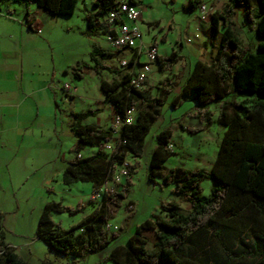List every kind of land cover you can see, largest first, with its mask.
Here are the masks:
<instances>
[{
  "label": "trees",
  "instance_id": "trees-1",
  "mask_svg": "<svg viewBox=\"0 0 264 264\" xmlns=\"http://www.w3.org/2000/svg\"><path fill=\"white\" fill-rule=\"evenodd\" d=\"M6 1L32 2L52 15H71L79 0H0V8ZM201 0H189L187 6L197 7ZM230 3L245 8V19L257 38V51L244 46L233 30ZM115 0H94L95 12L88 13L89 35H97L101 26L108 27L99 16L106 18ZM30 26L33 22L26 13ZM221 42L214 60L208 64L198 60L193 66L181 92L173 99L176 105L182 97L193 95L201 118L209 124L212 112L208 105L220 103L216 121L224 125L225 131L219 150L209 169H187L182 166L168 168L165 161L174 152L170 148L172 129L167 127L157 135V144L152 151L148 178H161L165 184H173L172 193L189 202L191 208L183 212L179 203L170 201L161 204L164 216L153 214L135 228L125 244L115 245L105 256L115 264H264V0H229L223 12H213L211 30L219 33ZM111 52L94 46L91 59L94 67L112 70L95 56L110 55ZM136 56V52L134 53ZM180 59L175 51L166 58H158L161 66L170 68ZM79 62L72 71L78 76ZM121 66V65H120ZM124 68V67H121ZM118 76L101 79V90L117 113L126 114L131 107L137 108L134 122L125 124L121 140H115L111 128L99 130L94 124H83L82 120L94 113L72 111V130L77 137V153L86 145L98 147L97 153L88 157H77L69 162L63 172V181L70 184L79 180L91 181L94 190H99L111 181L116 165L123 162L128 152L141 156L145 138L166 102V87L162 82L157 97H150L131 84L130 66ZM236 92L237 99H227ZM147 105L149 109L140 108ZM153 108V109H151ZM183 127L182 125H180ZM190 132L197 129L188 128ZM115 141L114 151L108 154L104 145ZM134 167L131 166V169ZM210 179L211 193H202L201 181ZM130 183L121 192L104 194L96 207L69 229L62 228L52 218V212L77 210L61 202L50 201L40 214L37 237L58 255L72 257L73 261L104 250L115 238L104 224L116 211L128 191ZM129 203H134L129 201ZM4 214L0 210V264H30L5 242ZM153 231L151 241L145 233ZM227 233V238L224 237Z\"/></svg>",
  "mask_w": 264,
  "mask_h": 264
},
{
  "label": "crops",
  "instance_id": "crops-1",
  "mask_svg": "<svg viewBox=\"0 0 264 264\" xmlns=\"http://www.w3.org/2000/svg\"><path fill=\"white\" fill-rule=\"evenodd\" d=\"M133 1L143 9L140 20L142 38L139 43L145 47L152 43L156 44L159 58L169 57L175 51L180 55V59L170 68L161 66L158 61L152 63L143 91L152 98L157 97L162 82L169 80L173 86L175 98L180 94L198 60L208 64L214 60L224 28L222 27L219 33L212 32L211 16L213 12H223L229 0H201L195 8L187 6L189 0L180 2L178 0ZM161 3L163 5H159ZM202 4H206L209 9L205 19H201L200 14L195 15V10L197 8L200 10ZM154 5L165 8L168 12L167 15L149 17L148 12ZM230 5L232 7V28L238 34L241 43L246 46L236 29L234 20L237 5H233V3ZM78 7L85 15L96 11L94 0H79ZM27 12L30 13L32 26L26 19ZM55 17L32 2L6 1L5 5L0 8V210L4 214V226H31V231L22 233L20 239L15 243L8 241L5 231L6 244L29 261L37 257L38 254L33 248L38 245L39 241H42L37 237L36 229L32 230V226L37 227L40 214L47 202L62 203L58 196L65 194L70 199L76 198L80 200V207L84 210L82 218L98 204V202L92 203L90 200L94 191L91 181L79 180L70 184H65L63 181L66 165L74 160L77 154L79 157H88L96 154L98 150L97 146L86 145L77 153V137L72 130L74 120L71 112L94 110V113L85 117L82 123L94 124L99 130H109L117 113L114 105L106 99L102 90L101 94L97 96L84 95L86 100H84V107L81 110L77 109L75 95L80 89L77 80L83 79L85 74L92 72H96L100 76V83L102 78H107L103 76L101 70L97 71L93 65L89 64L78 66V73L81 77L72 71V68L83 59L80 53L75 50L65 56L64 52L56 49L49 25ZM83 19H86V16ZM99 19L104 21L105 16H99ZM195 19V35L192 38L188 32L191 31ZM241 24L245 25L244 22ZM237 26L241 25L237 24ZM103 29L101 26L97 35L88 33L87 35L92 38L93 47L99 46L111 52L110 55L102 56L100 61L103 63V60H106L105 65L111 66L112 70L117 71L116 73L107 69L110 79H112L124 71L120 64H115L114 60L131 58L135 50L114 49L108 42ZM84 33L86 32L84 31ZM102 34L106 37L105 43L108 46H104L98 41L97 36ZM140 59L144 60L145 55L141 54ZM67 77L70 78V82L75 79L77 82L71 84L66 81ZM65 84H68L70 88L65 89ZM185 99L195 101L193 95L190 94L187 97H182L176 105H173V101L168 103V107L170 108L171 105L176 108ZM195 105L192 107L193 110L198 106L196 101ZM219 106L218 102L214 115L218 116ZM139 107L149 109L147 105H139ZM188 116V120L184 116L182 121H178L174 125L165 124L161 130L169 127L174 131L175 128L182 125V129L194 128L201 130V135L210 134L212 127L205 123L199 111L188 114ZM158 119L165 121L162 106L159 108L155 122ZM222 131L224 134L225 128ZM219 133L215 138L218 146L222 139H220ZM199 137L200 134H197L196 145L201 141ZM170 148L173 150L171 142ZM130 155L133 157L130 161L132 166L134 164L138 166L140 156H134L128 152L126 158L128 159ZM203 156L204 154L201 153V157ZM216 156L217 153L215 156L206 158L208 167L204 169H209L212 166ZM135 169L136 167L132 169V174L124 185H115V191L121 192L127 183H130V186L134 184ZM113 185L112 181L105 184L106 187ZM154 186L163 191V186L158 182L154 181ZM177 199L178 196L173 193L167 201L166 199H157L151 215L164 216L161 204L170 201L178 202L182 211L188 212L191 208L189 202L181 198ZM129 201L134 202V210L129 211V216H131L136 214L138 208L137 202L133 198H128L127 203ZM89 203L94 205L93 209H90ZM136 227L137 225L133 228L132 233ZM145 235L151 241L154 238L153 231H148ZM127 240L120 232H117L110 244L98 253L104 257L115 245L125 244ZM45 245H41L43 256L59 259L58 254L53 252L46 243ZM70 259L74 262L72 257ZM82 259L85 260L87 257ZM45 262L39 258V264H45Z\"/></svg>",
  "mask_w": 264,
  "mask_h": 264
},
{
  "label": "rangeland",
  "instance_id": "rangeland-1",
  "mask_svg": "<svg viewBox=\"0 0 264 264\" xmlns=\"http://www.w3.org/2000/svg\"><path fill=\"white\" fill-rule=\"evenodd\" d=\"M179 2L182 0H178ZM209 1V0H202ZM159 5H163L162 3ZM81 7V6H80ZM236 13L234 14V20L236 21V29L240 33V37L244 41V43L250 46L251 51H257V44L259 38L256 37L254 31L250 28V24L246 22L244 15V7L236 6ZM167 10L162 7L153 6L148 12V16L152 17H160L161 14L163 16L167 15ZM180 13V12H179ZM200 10L197 8L195 10V15H199ZM55 16V15H54ZM86 15L83 11L76 8L75 12L71 15H59L53 19L49 25L51 26V34L54 46L57 50L64 52L65 56L71 51H76L80 53L83 60L82 62H86L89 65L95 64V61L91 59L90 53L93 51V40L87 35L88 30V21L87 19H83ZM188 16V15H187ZM244 22L245 25L241 23ZM186 23V21H183ZM241 25V26H237ZM195 27H196V19L193 24L191 31H189L190 37L194 38L195 35ZM84 31L86 33H84ZM185 35V34H184ZM105 36L98 35L97 39L104 46H108L105 43ZM112 47V46H111ZM97 59L101 60L102 57L99 55L95 56ZM121 60L117 58L114 60L115 64H120ZM103 63H106V60H103ZM82 66V64H81ZM103 73V76L107 79H110V73L107 69H100ZM122 70H125L122 68ZM73 76V75H72ZM74 77V76H73ZM66 81L69 83H76L78 81L79 91L76 92L75 95V105H77V109L81 110L84 107V95L94 96L101 94V83L100 76L96 72L87 73L81 80L76 79L73 82H70V78H66ZM171 82V81H170ZM161 87L159 88V94L161 92ZM166 87L170 89V92L166 93V103L162 105V113L165 117V121L163 119H158L151 127L149 133L146 135V145L145 149L140 156V164L137 166L133 165L135 169L133 185L129 187L128 191H125V198L121 200V203L118 207H116V211L109 218V222L112 225H118L120 229L117 231L125 239H128L132 233L133 228L144 221L146 218L150 217L153 213V207L155 201L158 199H169L172 196V189L174 188L173 184H165L161 180V178L156 177L155 181L163 186V191H161L158 187L154 186L153 181L148 180V167L150 155L153 151V148L156 144V136L161 131L162 127L165 124L174 125L178 121H182L184 116L186 120H188V114L198 113L199 109L197 108L193 110L192 107L196 106L195 101H191L185 99L183 103L173 108L170 105L168 107V103L172 102L174 99V91L172 84H166ZM227 99L233 100L237 99V93L234 92L227 96ZM86 101V100H85ZM218 101H213L208 105V109L212 112L211 122L209 126L212 127L210 134L201 135V130H197L195 132H190L188 129H182L181 127H177L172 131L171 136V144L173 145V154L167 158L165 161V165L168 168L182 166L187 169H199V168H207L208 160L206 159L209 156H215L217 151L219 150L218 144L215 142V138L217 137V133H219L220 139L223 137V128H226L224 125L218 123L216 121L217 115H214V111L217 109ZM207 124V122L205 121ZM197 134H200L199 139L201 141L198 145L195 144V140L197 138ZM204 136V137H203ZM201 153L204 154L201 157ZM129 161H132L133 157L130 155L128 157ZM212 181L210 179H203L201 181L202 193L204 195H209L212 189ZM117 192V191H115ZM133 198L137 202L138 211L136 214L129 216V210L127 208V199ZM59 201H62L64 206L71 207L74 210L79 209L74 214L69 213L68 211L64 212H52L53 220L59 224L64 229H69L73 225L78 224L84 215V210L80 207V200L65 195L58 196ZM179 200V197L178 199ZM90 209H93V204L89 203ZM7 234L8 241L12 243L17 242L20 239V235L25 231L30 232L31 226H4ZM36 226H32V230L34 231ZM116 232V233H117ZM224 237L227 238V233H224ZM40 244V245H39ZM42 246H46L43 241H39L38 245L34 246V250L38 254L37 257L32 259L31 261L26 260L30 264H39V258L46 261L45 264H115L111 260H106L105 256L102 257L101 253H95L92 255L86 256L87 259H79L77 261L72 262L70 257L65 255H58L59 259H55L54 257H44L42 254L43 248ZM105 253V252H104ZM109 253V252H108ZM68 258V259H67ZM50 260V261H49Z\"/></svg>",
  "mask_w": 264,
  "mask_h": 264
},
{
  "label": "built area",
  "instance_id": "built-area-1",
  "mask_svg": "<svg viewBox=\"0 0 264 264\" xmlns=\"http://www.w3.org/2000/svg\"><path fill=\"white\" fill-rule=\"evenodd\" d=\"M142 7L133 0H115V5L108 11L105 18V24L108 27L106 37L110 45L118 50H135L136 56L124 58L120 61L121 67H129L132 72L131 84L138 90H143L147 81L148 74L151 71L152 63L159 58L158 47L156 44H150L147 47L141 45L142 30L140 20L142 17ZM209 13L206 4L200 5V17L205 19ZM144 54L145 59L141 60L140 55ZM65 89L70 86L65 84ZM137 115V108L131 107L126 111V114L116 113L114 116L111 132L115 140H121V132L125 124L134 122ZM115 141L105 142V151L110 155L114 151ZM115 172L112 178L113 186H103L99 190H94L90 200L92 203L99 202L103 195L110 194L115 191V185H124L132 174V163L125 159L123 162L116 165ZM129 211L134 210V203L127 205ZM104 229L109 233H116L120 227L112 225L109 221L104 224Z\"/></svg>",
  "mask_w": 264,
  "mask_h": 264
}]
</instances>
